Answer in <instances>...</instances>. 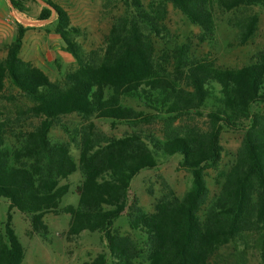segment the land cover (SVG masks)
<instances>
[{"label":"trees","instance_id":"trees-1","mask_svg":"<svg viewBox=\"0 0 264 264\" xmlns=\"http://www.w3.org/2000/svg\"><path fill=\"white\" fill-rule=\"evenodd\" d=\"M6 1L11 10L28 16L27 3L33 0ZM41 2L36 20L54 15L49 27L74 69L61 82H51L22 62L18 54L26 28L16 25L0 61V99L10 101L3 96L7 83L29 104L23 110L12 108L17 121L24 114L37 124L13 134L14 118L0 111V199L7 203L0 264H21L23 259L11 227L13 210L41 239L47 235V214L68 216L67 238L97 233L106 253L84 264H228L223 250L233 246L241 259L249 239L264 264V49L252 63L219 68L192 58L186 44L170 40L167 28L170 7L197 29L198 43H210L216 15L228 14L243 45L256 31L253 10L264 12V0H122L124 10L112 19L98 56L82 51L75 41L80 31L60 6ZM71 115L88 122L85 130L70 134L57 124ZM194 116L205 119V129L181 126ZM91 119L131 129L157 123L159 130L107 138L96 134ZM56 126L68 143L50 140ZM226 131L240 132L241 140L228 169L219 171L220 135ZM7 138L14 143L6 144ZM68 144L78 151L76 161ZM173 156L190 175L188 190L180 197L162 193L150 213L127 214L130 236L118 234L112 225L128 205L133 178ZM76 171L81 177L76 204L60 207L68 192L60 182ZM209 171L218 179L211 195Z\"/></svg>","mask_w":264,"mask_h":264},{"label":"rangeland","instance_id":"rangeland-1","mask_svg":"<svg viewBox=\"0 0 264 264\" xmlns=\"http://www.w3.org/2000/svg\"><path fill=\"white\" fill-rule=\"evenodd\" d=\"M60 6L67 14L69 24L80 31V36L75 38L85 54L92 53L101 55L108 29L113 18L124 10L122 0H50ZM29 15H17L11 13L5 3L0 0V61L6 55L7 46L12 42L15 35L16 25L26 28L22 39V45L18 54L19 59L38 69L51 82H61L62 76L74 69V64L63 51V44L55 36L49 23L54 19L51 13L46 21H37V15L44 4L41 0H33L27 3ZM167 28L169 37L176 44H186L192 58L211 62L214 66L226 69L240 68L253 62L257 52L264 49V12L254 9L258 15V24L253 37L245 44L239 45L237 31L232 25L231 16L228 14L216 15L214 39L210 43H198L196 41L197 29L190 26L180 14L168 7ZM3 96L10 99H0V111L7 118H14L11 126L13 134L24 133L34 129L37 124L35 119H28L24 114L17 117L13 114V107L22 110L28 106V102L14 88L5 83ZM134 106L133 103L127 102ZM264 111V110H263ZM0 117V119H2ZM89 122L94 126L97 133L107 138H120L131 132L158 133L159 125L153 123L141 129H131L126 126H110L108 121L91 119ZM64 126L70 134L82 132L88 122L79 116H66L60 118L57 123ZM196 126L205 129V119L189 117L183 119L181 126ZM49 138L52 142L68 143L67 135L59 126L51 129ZM241 140V133L226 131L220 135L222 148L219 171H226L233 160L236 149ZM6 144H13V138H7ZM70 155L76 161L78 151L76 147L68 144ZM178 157L173 156L160 160L157 167L140 172L130 183L129 202L112 228L120 235H129L130 231L125 222L127 214L136 212L150 213L155 200L167 191L174 192L180 197L190 187V175L177 167ZM81 180L80 173L73 175L60 182L68 186L67 194L61 199L60 207L74 206L77 201L75 187ZM215 173L209 171L206 185L209 194L217 190ZM7 203L0 199V228L4 221ZM11 227L22 249L23 259L21 264H84L90 262L98 254L106 253L104 242L97 233L81 232L76 237L67 238L66 230L68 216L62 213L57 215L47 214L43 217V223L47 228L45 239L39 238L30 232L27 219L16 211H11ZM247 251L241 259L234 253V247L229 246L223 250L225 261L228 264H260L257 250L251 239L246 243ZM241 245H239V250Z\"/></svg>","mask_w":264,"mask_h":264},{"label":"crops","instance_id":"crops-1","mask_svg":"<svg viewBox=\"0 0 264 264\" xmlns=\"http://www.w3.org/2000/svg\"><path fill=\"white\" fill-rule=\"evenodd\" d=\"M4 3H5V5L10 9V7H9V5H8V3H7V1L6 0H2ZM10 12L11 13H14L15 11H13V10H11L10 9ZM15 13H17V12H15ZM17 15H22V14H19V13H17Z\"/></svg>","mask_w":264,"mask_h":264}]
</instances>
